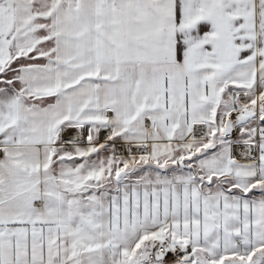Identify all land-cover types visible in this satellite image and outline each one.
Segmentation results:
<instances>
[{"label": "snow or ice", "instance_id": "1", "mask_svg": "<svg viewBox=\"0 0 264 264\" xmlns=\"http://www.w3.org/2000/svg\"><path fill=\"white\" fill-rule=\"evenodd\" d=\"M0 264H264V0H0Z\"/></svg>", "mask_w": 264, "mask_h": 264}]
</instances>
